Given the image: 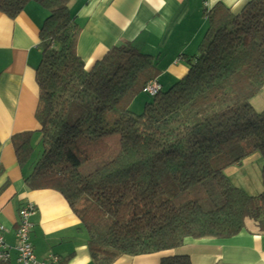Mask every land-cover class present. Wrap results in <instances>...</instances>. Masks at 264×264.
Segmentation results:
<instances>
[{
    "label": "trees",
    "instance_id": "trees-1",
    "mask_svg": "<svg viewBox=\"0 0 264 264\" xmlns=\"http://www.w3.org/2000/svg\"><path fill=\"white\" fill-rule=\"evenodd\" d=\"M71 1L0 0L11 18L31 2L49 11L37 73L38 158L31 134L15 139L19 163L31 164L27 186L66 198L89 232L96 264L175 251L188 238L229 239L247 220L264 234V190L251 196L227 174L260 154L264 186V109L254 105L264 98V0L240 13L215 5L199 53L184 55L187 74L161 84L141 114L129 107L159 82L154 57L125 46L87 70ZM162 264L191 260L175 254Z\"/></svg>",
    "mask_w": 264,
    "mask_h": 264
},
{
    "label": "crops",
    "instance_id": "crops-1",
    "mask_svg": "<svg viewBox=\"0 0 264 264\" xmlns=\"http://www.w3.org/2000/svg\"><path fill=\"white\" fill-rule=\"evenodd\" d=\"M251 0H72L69 8L81 33L77 53L87 70L120 47H134L154 57L164 89L188 72L184 55H196L209 29V11L218 3L240 13ZM49 11L29 3L16 17L0 10V225L11 247L10 264H18L13 249L29 204L37 207L30 220L31 242L36 258L50 255L61 264H96L88 244L89 232L66 198L51 189L33 190L26 177L31 164L21 166L15 139L31 134L39 144L37 119L40 87L37 73L42 62L41 30ZM264 93V92H263ZM262 157L252 155L227 174L238 176L246 167H262ZM255 164V165H254ZM175 254L187 255L191 264H264V234L252 226L229 239L188 238L175 251L122 255L112 264H162Z\"/></svg>",
    "mask_w": 264,
    "mask_h": 264
},
{
    "label": "built area",
    "instance_id": "built-area-1",
    "mask_svg": "<svg viewBox=\"0 0 264 264\" xmlns=\"http://www.w3.org/2000/svg\"><path fill=\"white\" fill-rule=\"evenodd\" d=\"M162 85L157 80L150 81L144 88V92L151 97H155L162 90ZM37 207L34 204H29L20 212L21 221L16 232V240L13 249L17 252L18 264H61V258L57 255H50L48 262L39 261L33 250L31 242V232L33 224L30 218L35 215ZM4 227L0 225V246L3 250L0 251V260L8 261L10 259V249L4 241Z\"/></svg>",
    "mask_w": 264,
    "mask_h": 264
},
{
    "label": "rangeland",
    "instance_id": "rangeland-1",
    "mask_svg": "<svg viewBox=\"0 0 264 264\" xmlns=\"http://www.w3.org/2000/svg\"><path fill=\"white\" fill-rule=\"evenodd\" d=\"M152 99L153 98L150 97L149 95L140 93L134 99L129 109L133 113L141 114L144 111L145 103L150 102ZM260 101L261 103L259 102V100L258 101L256 100V102H254L255 108L257 110L264 109V98L261 99ZM118 115H119V112H113V114L109 118L114 119ZM36 145L37 143H35L34 159L38 158V155L41 151L40 145L39 146L38 145L36 146ZM256 155H260V154H256ZM240 173L241 174L238 176L231 177V181L234 185L244 189L251 196H257L264 190L261 169H258L256 165L253 168L246 167ZM247 225L248 227H252L253 222L250 220H247Z\"/></svg>",
    "mask_w": 264,
    "mask_h": 264
}]
</instances>
